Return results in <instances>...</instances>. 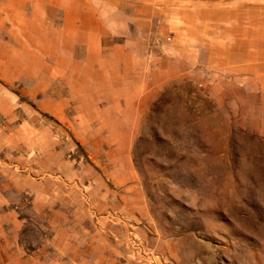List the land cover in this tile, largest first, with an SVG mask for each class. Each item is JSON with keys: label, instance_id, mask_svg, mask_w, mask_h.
Listing matches in <instances>:
<instances>
[{"label": "rangeland", "instance_id": "374dc122", "mask_svg": "<svg viewBox=\"0 0 264 264\" xmlns=\"http://www.w3.org/2000/svg\"><path fill=\"white\" fill-rule=\"evenodd\" d=\"M0 264H264V0H0Z\"/></svg>", "mask_w": 264, "mask_h": 264}]
</instances>
